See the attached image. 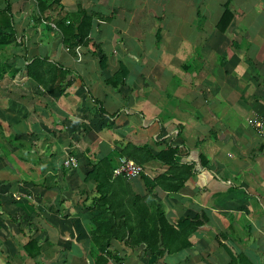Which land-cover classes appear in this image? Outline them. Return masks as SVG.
Returning a JSON list of instances; mask_svg holds the SVG:
<instances>
[{"label":"crops","instance_id":"obj_1","mask_svg":"<svg viewBox=\"0 0 264 264\" xmlns=\"http://www.w3.org/2000/svg\"><path fill=\"white\" fill-rule=\"evenodd\" d=\"M7 1L16 44L0 49V264H94L97 185L85 177L120 158L156 181L168 224L198 225L161 255L111 240L108 264H264V139L249 123L264 124V0H59L54 14ZM81 13L90 44L68 51L52 22ZM166 149L172 167L156 160ZM142 177L111 176L123 209L147 194Z\"/></svg>","mask_w":264,"mask_h":264},{"label":"trees","instance_id":"obj_2","mask_svg":"<svg viewBox=\"0 0 264 264\" xmlns=\"http://www.w3.org/2000/svg\"><path fill=\"white\" fill-rule=\"evenodd\" d=\"M1 2L4 3L2 9H0V49L5 50L15 46L16 36L12 23L10 5L7 0H1ZM36 2L38 10L42 14L48 11H53L52 14L59 12V0H36ZM81 17V23L79 22L77 24H74L75 22L65 17L58 18L52 22V25L60 32L62 44L68 51L73 50L77 46H88L90 44L87 39L89 28L87 21L89 19L82 13ZM229 18V12L225 11L222 15V24L226 23V21L228 23ZM225 26L218 28L222 31ZM43 62L46 61L34 60L33 66L41 65ZM50 66L59 73L62 79H65V73L58 69V65ZM7 68L5 63L0 61V79L8 73ZM122 79L123 72H119L113 77L114 82L121 81ZM35 81L42 82V80L36 78ZM156 160L172 167L175 161V151L166 149L156 157ZM167 174L169 172L161 176L163 177ZM111 176V169L107 161L104 160L92 165L91 171L85 177V181H93L97 185V197L92 204L93 210L97 213L91 218L89 233V244L94 264H108L107 258L103 257L105 254H108L110 259H116L115 256L107 253V248L111 240L127 241L129 242L127 243L129 246L135 242L138 244L142 243L145 245V249L151 254L157 253V255H161L164 251H172L170 242L179 240L182 237L186 238V235L193 232L198 225L196 224L194 226L191 222L184 224L182 227L168 224L162 209L151 198V192L154 190V183L156 181L151 182L142 176L147 194L144 198L135 196L130 200V205L128 204V200H126L125 208L123 209V201L119 198L116 200V195H112L110 191V187L112 186L109 182ZM145 204L149 207L150 214L147 211L143 214L142 208ZM142 225L143 229H140ZM188 245V243H184L182 246L188 247ZM32 247H36V244L30 241L26 244L24 250L28 257L33 258L36 253L32 252ZM174 251H177V249L174 248Z\"/></svg>","mask_w":264,"mask_h":264},{"label":"built area","instance_id":"obj_3","mask_svg":"<svg viewBox=\"0 0 264 264\" xmlns=\"http://www.w3.org/2000/svg\"><path fill=\"white\" fill-rule=\"evenodd\" d=\"M249 123L257 133L258 137L264 139V124L262 120L259 118H254L249 121ZM64 166L65 168L75 169L77 167V161L76 159L68 156L64 162ZM145 174L146 171L143 167L124 158L118 159L117 166L112 170V178H123L126 180L136 179Z\"/></svg>","mask_w":264,"mask_h":264}]
</instances>
